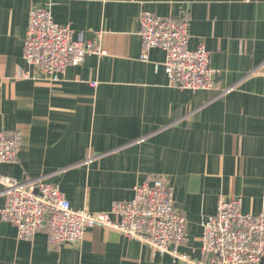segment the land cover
Masks as SVG:
<instances>
[{"label": "crops", "instance_id": "obj_1", "mask_svg": "<svg viewBox=\"0 0 264 264\" xmlns=\"http://www.w3.org/2000/svg\"><path fill=\"white\" fill-rule=\"evenodd\" d=\"M33 7L50 8L76 38L101 34L106 53L49 82L23 58ZM144 10L189 22L190 48L211 53L214 89L173 84L163 49L141 59ZM0 131L23 135L1 174L57 184L75 209L107 212L167 176L189 226L179 251L208 264L202 221L219 197H241L255 215L264 204V0H0ZM7 204L0 185V264H186L100 226L75 244H53L49 228L20 240Z\"/></svg>", "mask_w": 264, "mask_h": 264}, {"label": "built area", "instance_id": "obj_2", "mask_svg": "<svg viewBox=\"0 0 264 264\" xmlns=\"http://www.w3.org/2000/svg\"><path fill=\"white\" fill-rule=\"evenodd\" d=\"M140 25L142 60H148L152 48L163 49V65L173 84L195 92L215 88L211 53L203 45L190 48L188 21L144 10ZM101 37L96 41L76 38L70 25L55 21L50 8L33 7L23 58L49 82L56 83L69 66L81 64L87 55L106 53ZM23 77L39 79L29 72ZM22 144L21 132L0 131V164L15 162ZM0 185L8 197L2 216L17 227L20 240L32 239L49 228L53 244H75L83 241L89 228L100 226L115 229L186 264H204L191 261L179 251L188 238L189 226L184 212L175 204L167 176H155L135 186L133 199L114 202L109 211L97 213L73 208L60 186L43 178L20 181L0 172ZM202 228L203 254L212 256L208 264H264V204L257 215L244 213L241 197L221 196L216 213L202 221Z\"/></svg>", "mask_w": 264, "mask_h": 264}, {"label": "rangeland", "instance_id": "obj_3", "mask_svg": "<svg viewBox=\"0 0 264 264\" xmlns=\"http://www.w3.org/2000/svg\"><path fill=\"white\" fill-rule=\"evenodd\" d=\"M52 11V10H51ZM54 16V15H53ZM102 46V45H101ZM142 59V58H141ZM52 83H54V82H52ZM174 190V189H173ZM181 261V260H180ZM191 261H193V260H191ZM193 262H195V261H193ZM195 263H198V262H195Z\"/></svg>", "mask_w": 264, "mask_h": 264}]
</instances>
